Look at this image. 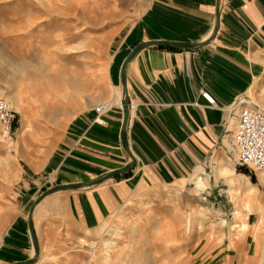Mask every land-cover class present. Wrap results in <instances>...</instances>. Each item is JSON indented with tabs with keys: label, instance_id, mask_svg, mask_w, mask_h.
<instances>
[{
	"label": "crops",
	"instance_id": "1",
	"mask_svg": "<svg viewBox=\"0 0 264 264\" xmlns=\"http://www.w3.org/2000/svg\"><path fill=\"white\" fill-rule=\"evenodd\" d=\"M141 1L140 15L108 62L109 85L102 95L113 93L110 107L97 116V103L74 116L47 163L29 170L21 210L1 237L0 264L33 255L24 205L46 188L87 182L126 164L120 140V66L132 47L151 40L202 42L212 33L217 0ZM263 71L264 0H220L218 28L203 46L141 49L126 66V137L136 165L100 184L45 196L33 211L39 253L69 245L71 225V236L91 238L137 189L193 184L200 190L206 175L209 181L217 179L215 186L225 179L229 190L242 177L251 185L250 176L237 172L232 146L237 119L227 116L226 108L247 96Z\"/></svg>",
	"mask_w": 264,
	"mask_h": 264
},
{
	"label": "rangeland",
	"instance_id": "2",
	"mask_svg": "<svg viewBox=\"0 0 264 264\" xmlns=\"http://www.w3.org/2000/svg\"><path fill=\"white\" fill-rule=\"evenodd\" d=\"M141 9V0H0V97L19 106L12 140L0 139V242L29 170L47 163L74 116L111 100L108 62ZM247 96L264 108V71ZM237 172L253 183L229 190L206 175L200 190L137 189L101 231L75 238L71 225L69 245L42 249L38 264H264V182L246 165Z\"/></svg>",
	"mask_w": 264,
	"mask_h": 264
},
{
	"label": "built area",
	"instance_id": "3",
	"mask_svg": "<svg viewBox=\"0 0 264 264\" xmlns=\"http://www.w3.org/2000/svg\"><path fill=\"white\" fill-rule=\"evenodd\" d=\"M110 102L95 106L97 116L108 110ZM227 116H235L237 127L233 134L232 146L235 161L253 169L264 182V108L248 96L237 97L227 108ZM16 112L5 98L0 97V139L12 140L15 133Z\"/></svg>",
	"mask_w": 264,
	"mask_h": 264
},
{
	"label": "water",
	"instance_id": "4",
	"mask_svg": "<svg viewBox=\"0 0 264 264\" xmlns=\"http://www.w3.org/2000/svg\"><path fill=\"white\" fill-rule=\"evenodd\" d=\"M219 11H220V0H217L216 3V9H215V24L212 30V33L210 36L202 41V42H178V41H168V40H151V41H141L137 43L135 46L132 47V49L128 52V54L123 59L121 66H120V84H121V106L123 110V119L121 124V130H120V140L123 150L125 151L127 155V162L125 165L115 168L102 176L87 181V182H76V183H68V184H58L51 186L49 188H46L43 190L31 203L28 209L27 213V222H28V229L32 240V246H33V255L25 260L13 262L11 264H33L38 260L39 257V243L37 239V235L34 228L33 223V211L35 209V206L47 195L58 191V190H66V189H77L80 187L85 186H92L100 184L118 174H122L128 171H131L135 165L136 160L135 156L129 149L128 143H127V137H126V126H127V120L129 116V110H130V100L127 92V85H126V66L127 63L143 48L149 46V45H161V46H167V47H178V48H197L200 46L205 45L208 43L212 37L214 36L219 23Z\"/></svg>",
	"mask_w": 264,
	"mask_h": 264
},
{
	"label": "bare ground",
	"instance_id": "5",
	"mask_svg": "<svg viewBox=\"0 0 264 264\" xmlns=\"http://www.w3.org/2000/svg\"><path fill=\"white\" fill-rule=\"evenodd\" d=\"M117 95L119 96L118 92H116V96H117ZM9 99L13 102V105H14L13 107H14V109H15V110H18L19 108L17 109V107H19V106L17 105V103L15 102V100H14L13 98H11V97H10ZM119 101H120V100H119ZM106 102H111V103H112V101H106ZM120 102H121V101H120ZM26 117H27V116H26ZM236 215H237V211H236Z\"/></svg>",
	"mask_w": 264,
	"mask_h": 264
}]
</instances>
